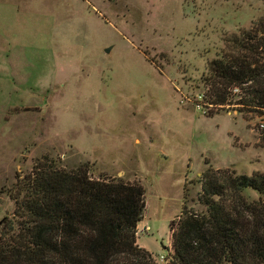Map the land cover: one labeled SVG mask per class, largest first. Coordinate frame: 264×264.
<instances>
[{
    "label": "rangeland",
    "instance_id": "374dc122",
    "mask_svg": "<svg viewBox=\"0 0 264 264\" xmlns=\"http://www.w3.org/2000/svg\"><path fill=\"white\" fill-rule=\"evenodd\" d=\"M261 18L264 0H0V232L48 159L141 182L138 243L166 264L187 186L196 199L209 168L264 172V115L209 104L204 82Z\"/></svg>",
    "mask_w": 264,
    "mask_h": 264
},
{
    "label": "trees",
    "instance_id": "16d2710c",
    "mask_svg": "<svg viewBox=\"0 0 264 264\" xmlns=\"http://www.w3.org/2000/svg\"><path fill=\"white\" fill-rule=\"evenodd\" d=\"M207 72L206 102L264 115V18L228 36ZM198 183L196 199L185 188L169 264H264V172L209 168ZM14 194L0 264H157L138 243L146 209L141 182L94 178L84 166L67 170L47 159L18 180Z\"/></svg>",
    "mask_w": 264,
    "mask_h": 264
},
{
    "label": "built area",
    "instance_id": "2783aa9c",
    "mask_svg": "<svg viewBox=\"0 0 264 264\" xmlns=\"http://www.w3.org/2000/svg\"><path fill=\"white\" fill-rule=\"evenodd\" d=\"M235 91L238 92L239 90L236 89ZM260 127L264 129V121L260 122ZM160 261L166 264L169 263V259L163 255L160 257Z\"/></svg>",
    "mask_w": 264,
    "mask_h": 264
},
{
    "label": "crops",
    "instance_id": "0c3cea01",
    "mask_svg": "<svg viewBox=\"0 0 264 264\" xmlns=\"http://www.w3.org/2000/svg\"><path fill=\"white\" fill-rule=\"evenodd\" d=\"M139 226H140V224H139ZM139 240V239H138ZM141 246V245H140ZM144 247V246H143ZM172 251H173V249H172Z\"/></svg>",
    "mask_w": 264,
    "mask_h": 264
}]
</instances>
